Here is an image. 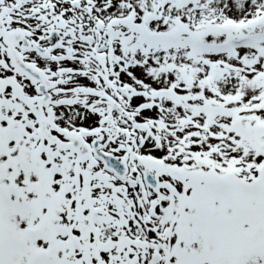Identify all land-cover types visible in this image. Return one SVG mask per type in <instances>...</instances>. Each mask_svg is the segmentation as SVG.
Listing matches in <instances>:
<instances>
[{"label": "snow or ice", "instance_id": "obj_1", "mask_svg": "<svg viewBox=\"0 0 264 264\" xmlns=\"http://www.w3.org/2000/svg\"><path fill=\"white\" fill-rule=\"evenodd\" d=\"M0 264H264V0H0Z\"/></svg>", "mask_w": 264, "mask_h": 264}]
</instances>
